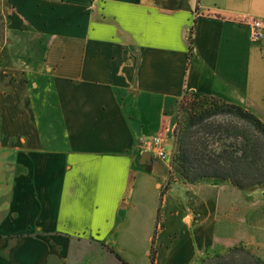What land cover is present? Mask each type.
I'll list each match as a JSON object with an SVG mask.
<instances>
[{
    "label": "crops",
    "instance_id": "0c3cea01",
    "mask_svg": "<svg viewBox=\"0 0 264 264\" xmlns=\"http://www.w3.org/2000/svg\"><path fill=\"white\" fill-rule=\"evenodd\" d=\"M5 1L0 264H123L112 253L132 251L138 206L161 193L154 264L240 244L264 262V187H167L170 164L142 165L139 148L160 136L173 152L184 91L264 122V40L249 29L264 0Z\"/></svg>",
    "mask_w": 264,
    "mask_h": 264
},
{
    "label": "trees",
    "instance_id": "16d2710c",
    "mask_svg": "<svg viewBox=\"0 0 264 264\" xmlns=\"http://www.w3.org/2000/svg\"><path fill=\"white\" fill-rule=\"evenodd\" d=\"M193 34L194 26L187 64L192 57ZM175 182L229 184L240 191L264 186V122L241 105L184 91L179 101L167 187ZM160 210L161 205L158 213ZM231 252L246 254L254 264H264L243 244ZM208 253L199 264H206ZM112 254L125 264L117 254ZM155 257L152 249L151 264Z\"/></svg>",
    "mask_w": 264,
    "mask_h": 264
},
{
    "label": "rangeland",
    "instance_id": "374dc122",
    "mask_svg": "<svg viewBox=\"0 0 264 264\" xmlns=\"http://www.w3.org/2000/svg\"><path fill=\"white\" fill-rule=\"evenodd\" d=\"M6 1L0 0V61H7L8 60V48H9V41L5 39V24H6ZM21 46V49L26 50L24 43L17 42L16 45ZM18 49V47L12 48V52L17 56H23V51ZM22 58V57H19ZM158 159H152V163L154 162L153 166L159 165L162 167L163 162L157 161ZM262 187H256V190H259ZM251 189V190H255ZM247 190V191H251ZM161 197L154 198V205L153 211H149L151 207H149L147 200L142 203V205L138 206V217H137V229H136V236L132 240V245L134 248L132 251L127 250L124 252H120V256L123 258L121 259L125 264H151L150 260V252L153 249L155 255L157 252H163V249L160 247L162 245L163 239L161 242L157 240V234L159 233L160 229L167 228L164 223V219L166 216L163 214V211L160 210L158 213V209L160 208ZM157 209V215L155 210ZM158 232V233H157ZM166 242L164 241V244ZM239 246V245H238ZM238 246L232 248H214L213 251L209 252L206 256L208 257V261L206 264H254V261L251 257L247 256L246 254H237L231 252L232 249L237 248ZM162 249V250H161ZM205 257V256H204ZM203 257V258H204ZM221 257V258H218ZM156 258V257H155ZM95 261L98 263L114 261L113 259L109 258L108 256L104 255L103 253H95ZM199 264V263H198Z\"/></svg>",
    "mask_w": 264,
    "mask_h": 264
},
{
    "label": "built area",
    "instance_id": "2783aa9c",
    "mask_svg": "<svg viewBox=\"0 0 264 264\" xmlns=\"http://www.w3.org/2000/svg\"><path fill=\"white\" fill-rule=\"evenodd\" d=\"M249 29L253 42L261 43L264 40V24L261 20L253 19L249 24ZM139 148L141 152H148L152 157L170 164L173 152L167 149L162 137L142 138L139 141Z\"/></svg>",
    "mask_w": 264,
    "mask_h": 264
},
{
    "label": "water",
    "instance_id": "95a60500",
    "mask_svg": "<svg viewBox=\"0 0 264 264\" xmlns=\"http://www.w3.org/2000/svg\"><path fill=\"white\" fill-rule=\"evenodd\" d=\"M142 165L144 164H151L152 163V156L148 152H144L142 154L141 162Z\"/></svg>",
    "mask_w": 264,
    "mask_h": 264
}]
</instances>
